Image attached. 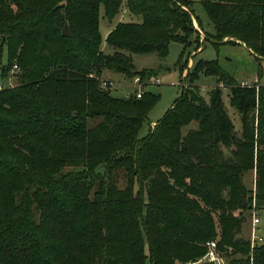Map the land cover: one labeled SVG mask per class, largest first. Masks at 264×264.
I'll use <instances>...</instances> for the list:
<instances>
[{
	"label": "trees",
	"instance_id": "1",
	"mask_svg": "<svg viewBox=\"0 0 264 264\" xmlns=\"http://www.w3.org/2000/svg\"><path fill=\"white\" fill-rule=\"evenodd\" d=\"M202 3L216 45H246L264 57V0ZM192 4L0 0L8 46L1 76L17 66L21 81L0 90V264H211L196 262L217 238L230 256H248L230 264H250V254L264 264V243L252 251L239 236L247 212L264 206V85L243 86L217 60L202 59L142 138L159 97L120 98L101 86L105 71L149 75L133 53L165 58L171 42L188 45L198 33L193 18L199 23ZM124 6L130 20L109 31L106 53L102 8L112 23ZM200 73L218 77L208 98L194 84ZM193 121L198 128L183 135ZM254 169L249 188L244 177Z\"/></svg>",
	"mask_w": 264,
	"mask_h": 264
},
{
	"label": "rangeland",
	"instance_id": "2",
	"mask_svg": "<svg viewBox=\"0 0 264 264\" xmlns=\"http://www.w3.org/2000/svg\"><path fill=\"white\" fill-rule=\"evenodd\" d=\"M191 1L193 2L191 8L194 15L198 18L200 25L197 20L193 18L194 24L198 29V33L191 36V42L188 45L177 41L171 42L169 46V53L165 58H160L155 52L132 54L137 70L142 72L144 71L149 74L145 79H143V92L152 93L159 97V100L148 114V121L144 123L139 132L140 138L148 134L151 126L158 123L174 105L175 101L181 96L184 87L191 84L189 81H184V76H187L189 70L195 67L202 59L217 60L220 65L228 73L233 75L241 84L245 82L246 84L252 85L255 84L256 79H258L259 82L257 83L259 85H264V57H261L260 59L257 58L246 46L241 44L222 43L216 45L213 39V36L216 34V27L210 20L202 0ZM119 20H130L125 6L122 7L119 15L111 24L114 25ZM108 25H110V22L103 15L102 8L100 17V28L103 35L102 46L106 53H112L113 47L108 45L106 41L107 37L105 36L108 31ZM229 39V37H226L224 38V41ZM198 44L201 45V47H198ZM7 47V45L2 46V40L0 37V80L4 82L6 87H14L21 83L19 76L20 68L14 69L12 67L6 72L5 77L1 76V65L6 63L8 64ZM150 69L151 72L154 71L152 76H150L151 73L148 72ZM88 76L96 79L99 78V76L94 73H91ZM134 77L135 76H126L125 74L118 72L113 73V75H110L109 71H105L103 73V78H111L115 81V86L111 88V92L114 96L120 98H128L135 92L136 89L133 81ZM194 84L198 85L201 94L208 98L212 88L218 85V77L215 75L200 73ZM223 97L229 114L236 124L237 130L241 131V117L235 107L231 105L229 87H224ZM100 120L101 119L99 118L93 122L90 121L89 124L93 125ZM191 128H198V122L193 121L189 125L184 126L182 128V134L186 135ZM244 182L249 188H255L256 169L247 173L244 177ZM124 183L125 180L121 179L120 185L123 186ZM137 188L138 184H136V189ZM255 214L261 219L257 228H255V234L258 238L255 245L264 243V206L259 208L256 207L252 211L247 212L242 232L239 235L244 240H249L252 251L255 247L252 245V235L254 233L253 218ZM211 241H215L217 243V258L211 262V264H230L231 260L234 258H236V260L241 259L243 262L248 259V256H230L228 252L221 250L218 246V238ZM205 255H203L196 263L207 262ZM252 261L253 259L250 254V264H252ZM147 264H150V261H147Z\"/></svg>",
	"mask_w": 264,
	"mask_h": 264
},
{
	"label": "built area",
	"instance_id": "3",
	"mask_svg": "<svg viewBox=\"0 0 264 264\" xmlns=\"http://www.w3.org/2000/svg\"><path fill=\"white\" fill-rule=\"evenodd\" d=\"M17 66H15L14 69H16ZM134 81V86H135V94L138 98H141L144 94L143 89H142V84H143V79L140 75H136L133 78ZM259 82L258 79H256V85L257 88L259 89ZM243 86H251L250 84H246L245 82L242 83ZM253 85V84H252ZM101 86L104 88H112L115 86V81L111 78H101ZM4 82L0 80V90L5 88ZM261 222V219L255 214L253 218V235H252V245L255 246L256 241L258 240L257 235L255 234V228H257L258 224ZM208 246V251L205 255L206 261L207 262H213L217 258V243L215 241H209L207 242Z\"/></svg>",
	"mask_w": 264,
	"mask_h": 264
},
{
	"label": "crops",
	"instance_id": "4",
	"mask_svg": "<svg viewBox=\"0 0 264 264\" xmlns=\"http://www.w3.org/2000/svg\"><path fill=\"white\" fill-rule=\"evenodd\" d=\"M115 25V24H114ZM113 24H111L110 23V25H108V31L106 32V37H107V35H108V33H109V31L112 29V27L114 26ZM226 41V40H225ZM240 45V44H239ZM244 46H246V45H244ZM247 47V46H246ZM248 48V47H247ZM249 49V48H248ZM249 51L253 54V52H252V50H250L249 49ZM110 73V75H113V73L112 72H109Z\"/></svg>",
	"mask_w": 264,
	"mask_h": 264
},
{
	"label": "water",
	"instance_id": "5",
	"mask_svg": "<svg viewBox=\"0 0 264 264\" xmlns=\"http://www.w3.org/2000/svg\"><path fill=\"white\" fill-rule=\"evenodd\" d=\"M184 264H188V263H184Z\"/></svg>",
	"mask_w": 264,
	"mask_h": 264
}]
</instances>
